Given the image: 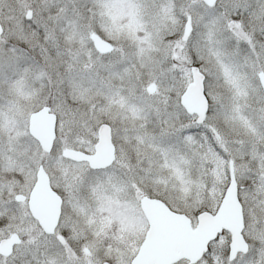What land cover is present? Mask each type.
<instances>
[{"label": "snow or ice", "instance_id": "snow-or-ice-1", "mask_svg": "<svg viewBox=\"0 0 264 264\" xmlns=\"http://www.w3.org/2000/svg\"><path fill=\"white\" fill-rule=\"evenodd\" d=\"M0 264H264V0H0Z\"/></svg>", "mask_w": 264, "mask_h": 264}]
</instances>
